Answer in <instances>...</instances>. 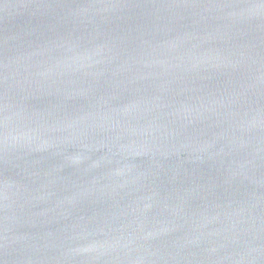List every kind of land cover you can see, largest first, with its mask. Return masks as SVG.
I'll return each mask as SVG.
<instances>
[{"label": "water", "instance_id": "95a60500", "mask_svg": "<svg viewBox=\"0 0 264 264\" xmlns=\"http://www.w3.org/2000/svg\"><path fill=\"white\" fill-rule=\"evenodd\" d=\"M0 264H264V0H0Z\"/></svg>", "mask_w": 264, "mask_h": 264}]
</instances>
